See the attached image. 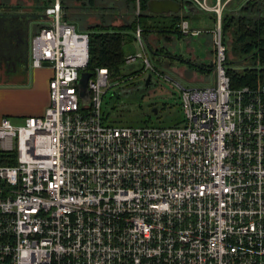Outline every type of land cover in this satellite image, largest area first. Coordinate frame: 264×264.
Returning a JSON list of instances; mask_svg holds the SVG:
<instances>
[{"label": "built area", "instance_id": "obj_1", "mask_svg": "<svg viewBox=\"0 0 264 264\" xmlns=\"http://www.w3.org/2000/svg\"><path fill=\"white\" fill-rule=\"evenodd\" d=\"M186 1L215 14L214 83L178 86L170 125L107 121L106 67L82 98L87 33L60 0L44 7L29 51L33 67H52L48 104L0 119V147L16 149V163L0 164V264H264V82L229 86L219 17L230 0ZM178 30L201 32L185 18ZM133 34L141 52L125 64L155 72Z\"/></svg>", "mask_w": 264, "mask_h": 264}, {"label": "trees", "instance_id": "obj_2", "mask_svg": "<svg viewBox=\"0 0 264 264\" xmlns=\"http://www.w3.org/2000/svg\"><path fill=\"white\" fill-rule=\"evenodd\" d=\"M146 1L138 0L135 12V0H60L63 18L72 23L75 29L87 33V62L84 68L89 75L93 73L95 67H106L109 71V80L116 73H119V77L123 76L120 72L121 65L125 63L123 45L134 41L133 30L136 25L140 28L143 47L156 52L161 49L151 46L148 38L150 33H154L156 37L165 34V38L169 33L180 34L178 23L183 18L189 23L199 18L215 21L214 12L209 11V14L205 15L204 10L196 8L186 0H178L185 9L167 13L149 12L146 9ZM52 2L53 0H35L34 7L38 12H43L44 7ZM227 5H230V1ZM93 11L94 21L88 22L86 15ZM114 16L119 18L118 22H114L112 19ZM45 25V22H38L34 32ZM219 25L221 40L225 46L224 63L229 86L254 87L264 82V0H235V5L231 9L221 11ZM210 51L212 53L214 51L212 43ZM177 59L182 60L181 57ZM233 63H240V66L234 67ZM212 64L213 59L207 64L188 63L191 68L195 65V69L200 71L211 69ZM141 69L142 67L129 70L128 75L135 74L137 70L140 72ZM107 90L108 87L103 96ZM113 95L112 92L107 94ZM103 113L106 115V112ZM14 163L16 149L0 147V164Z\"/></svg>", "mask_w": 264, "mask_h": 264}, {"label": "rangeland", "instance_id": "obj_3", "mask_svg": "<svg viewBox=\"0 0 264 264\" xmlns=\"http://www.w3.org/2000/svg\"><path fill=\"white\" fill-rule=\"evenodd\" d=\"M0 2H6V4L17 5L18 7H28L34 0H0ZM235 5V0H230V5H225L223 10L232 8ZM134 11H137L136 5ZM43 13V12H42ZM94 11L87 14L86 20L88 22L94 21ZM209 14V12H204ZM43 20H47V16L43 15ZM143 18V17H141ZM114 22H118L119 18L114 16L112 18ZM213 25V22L209 18H204V21L199 24L198 28L201 32L197 35H187L184 40L179 43V40L175 39L174 43L168 42L160 44L164 45L168 51H182L181 53L186 58L189 56V50L192 54H196L204 57L205 50L208 51L209 44L204 40L209 37L206 28ZM197 27V26H195ZM151 46L154 47L156 43V35H152ZM205 37V38H204ZM124 52L127 53L129 49L136 52L140 51L138 44L134 41L125 43L123 45ZM188 49V51H187ZM144 53L145 51L142 50ZM148 62L152 65L155 72L150 73V79L144 83V79L147 71H136L135 74L128 75L129 70L140 68V59H136L129 64L123 63L120 67V72L123 76L119 77V73H116L108 82V92L104 94L102 98V111L106 112V120L116 125H132L142 126L143 124L150 125H170L177 123L181 119V112L178 104V86H192L203 87L214 83L213 70H207L208 73H203L202 77L199 73L194 72L196 78H191L193 72L189 68L183 69L184 74L174 73L171 70L161 67L158 63H152L150 54L147 51L145 53ZM189 59V58H187ZM176 63L175 71H180ZM183 67H189L188 63H183ZM142 67V66H141ZM127 73V74H125ZM109 92H112L113 96H107ZM154 108V110H153ZM19 123L20 121H16Z\"/></svg>", "mask_w": 264, "mask_h": 264}, {"label": "crops", "instance_id": "obj_4", "mask_svg": "<svg viewBox=\"0 0 264 264\" xmlns=\"http://www.w3.org/2000/svg\"><path fill=\"white\" fill-rule=\"evenodd\" d=\"M35 5L36 3L34 0V2H32L28 7H26V11L38 12L36 10V7H34ZM15 8L16 7L11 9L15 10ZM17 10L23 11L25 9H22L21 7ZM203 21L204 18H199L198 20L191 21V23L189 24L193 27H199L198 25L201 24ZM38 22H44L43 18L35 17L32 19L30 18L28 21V51L26 62L24 61L23 53L21 52L19 47H3V51L6 53V56L4 57V59H0V63L7 64L0 65V119L3 116H8L14 123H17L16 121H21V119L25 116L42 115L48 104V82L53 73L52 67L48 63H44L39 67H33L30 64L29 39L31 34H33L34 32V29H36V25ZM152 35H154V33ZM164 35L165 34H163L162 37H156V41L158 43H156V45L153 47H160L161 51L155 52L152 49H145L144 47L145 53L147 51L149 52L151 58L150 60L152 63H158L159 65H161V67H164L165 69L171 70L172 72L181 75L184 74L183 69L189 68L191 72H193L191 78H196L194 72L201 74L199 75V77H202L203 73H208L206 69H204V71L195 69V65H192L193 68H191L190 66L184 68L183 63L192 62L207 64L212 60L213 53L210 51V33L207 40H204L205 43L207 42V44H209V49L208 51L205 50L204 57L200 56V54H192L191 50L188 51L187 49V51L189 52V56L187 58L189 59H187L186 56H183V54L181 53L182 51H168L166 48H164V45L160 44V41H163V43H174L175 39L179 40L180 43L186 38L187 35L181 33H169L166 38L164 37ZM148 38L149 40H151V35H148ZM129 51L132 50L129 49L127 52ZM125 53L126 52H124V54ZM177 57H181L183 61L178 60ZM188 60L190 62H188ZM176 63H181L179 64L180 66L177 64L180 68H182L180 69V71L174 70V68H177ZM239 64L240 63H233V66H240Z\"/></svg>", "mask_w": 264, "mask_h": 264}, {"label": "water", "instance_id": "obj_5", "mask_svg": "<svg viewBox=\"0 0 264 264\" xmlns=\"http://www.w3.org/2000/svg\"><path fill=\"white\" fill-rule=\"evenodd\" d=\"M181 6L178 0H147L146 9L152 13L178 12ZM44 13H25L16 11H0V59L6 56L3 47H19L23 53L24 61H27L28 49V21L31 18H43ZM27 64V63H25ZM87 71L80 72L77 78L79 93L82 98L86 94ZM150 73H147L144 83L148 82ZM154 110V108H153Z\"/></svg>", "mask_w": 264, "mask_h": 264}, {"label": "flooded vegetation", "instance_id": "obj_6", "mask_svg": "<svg viewBox=\"0 0 264 264\" xmlns=\"http://www.w3.org/2000/svg\"><path fill=\"white\" fill-rule=\"evenodd\" d=\"M13 6V7H12ZM14 7H16L15 8V10L14 9H11V8H14ZM0 8H2V9H0V11H16V12H25V13H39V12H36V11H34V12H28V11H26V8L24 7H22V9H25V10H23V11H20V10H17V9H19L18 8V6L17 5H10V4H6V2H0ZM28 10V9H27ZM40 13H42V11L40 12ZM7 63H0V65H6Z\"/></svg>", "mask_w": 264, "mask_h": 264}]
</instances>
